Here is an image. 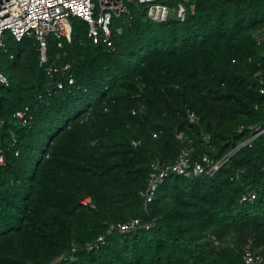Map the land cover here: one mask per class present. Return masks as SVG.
Listing matches in <instances>:
<instances>
[{
  "label": "trees",
  "instance_id": "obj_1",
  "mask_svg": "<svg viewBox=\"0 0 264 264\" xmlns=\"http://www.w3.org/2000/svg\"><path fill=\"white\" fill-rule=\"evenodd\" d=\"M184 4V21L165 22L128 4L113 20L114 49L93 44L73 18L71 41L48 47V65L71 63L66 76L48 75L34 39L8 35L0 264H50L74 245L59 264H243L246 251L264 248V132L243 145L256 133L248 126L264 129V41L255 36L264 0ZM25 106L30 126L15 117ZM183 148L215 159L239 150L213 176L170 175L146 207L152 162L173 163ZM250 190L257 198L242 202ZM132 218L153 226L108 233ZM101 235L104 245L84 248Z\"/></svg>",
  "mask_w": 264,
  "mask_h": 264
},
{
  "label": "built area",
  "instance_id": "obj_2",
  "mask_svg": "<svg viewBox=\"0 0 264 264\" xmlns=\"http://www.w3.org/2000/svg\"><path fill=\"white\" fill-rule=\"evenodd\" d=\"M185 1L188 0H175L174 4H171L170 0H0V51L5 47L8 35H12L17 41L23 38H32L38 44L40 65L45 66L48 75L51 78L56 74L66 76L67 72L72 69L71 63L48 65V47L50 38H54L58 42V47L63 46L65 39L71 41L73 18H79L88 24V36L93 44H103L114 49L113 20L115 17L129 13L128 4H142L147 8L150 19L155 22H165L172 14L179 21L186 19ZM255 36L259 42L264 41V28L259 30ZM67 78L70 85L74 84L75 78L72 74ZM0 83L8 84V78L1 67ZM57 83L59 88H64L62 81ZM261 92L264 93V88L261 89ZM38 99L44 100L43 95H39ZM15 117L25 126H30L34 118L30 106L17 110ZM190 118L194 122L198 120L194 113H190ZM244 128L245 126H240L239 131ZM248 128L254 129L256 133L243 145L250 144L253 139L264 132L261 126L252 125ZM178 137L182 139L183 133H180ZM193 150V148H183L173 163L162 159L152 162L147 187L141 192L146 207L154 201L161 184L170 175L199 177L206 174L213 176L239 148L229 151L220 159H215L207 153H202L195 158ZM0 163H5L2 154H0ZM256 198V191L250 190L242 195L241 201L249 202ZM152 226V222L143 223L141 218H132L126 222L112 224L108 233L111 234L115 230L131 234L140 229H150ZM105 243L106 237L101 235L92 242H86L84 248L91 251L100 248ZM78 250L79 248L74 245L70 251L62 253L50 264H59L62 260L73 259ZM243 262V264L263 263L264 248L246 251Z\"/></svg>",
  "mask_w": 264,
  "mask_h": 264
}]
</instances>
